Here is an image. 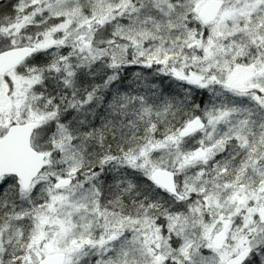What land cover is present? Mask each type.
Masks as SVG:
<instances>
[{
  "label": "snow or ice",
  "instance_id": "obj_1",
  "mask_svg": "<svg viewBox=\"0 0 264 264\" xmlns=\"http://www.w3.org/2000/svg\"><path fill=\"white\" fill-rule=\"evenodd\" d=\"M0 264H264V0H2Z\"/></svg>",
  "mask_w": 264,
  "mask_h": 264
},
{
  "label": "rangeland",
  "instance_id": "obj_2",
  "mask_svg": "<svg viewBox=\"0 0 264 264\" xmlns=\"http://www.w3.org/2000/svg\"><path fill=\"white\" fill-rule=\"evenodd\" d=\"M0 2H2V0H0Z\"/></svg>",
  "mask_w": 264,
  "mask_h": 264
}]
</instances>
